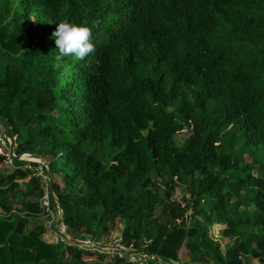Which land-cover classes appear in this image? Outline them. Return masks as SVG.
Returning a JSON list of instances; mask_svg holds the SVG:
<instances>
[{
    "label": "trees",
    "instance_id": "16d2710c",
    "mask_svg": "<svg viewBox=\"0 0 264 264\" xmlns=\"http://www.w3.org/2000/svg\"><path fill=\"white\" fill-rule=\"evenodd\" d=\"M59 22L90 27L94 52L58 60ZM0 116L63 180L67 234L108 247L123 226L126 250L47 243L38 165L15 161L0 264H264V0H0Z\"/></svg>",
    "mask_w": 264,
    "mask_h": 264
},
{
    "label": "rangeland",
    "instance_id": "374dc122",
    "mask_svg": "<svg viewBox=\"0 0 264 264\" xmlns=\"http://www.w3.org/2000/svg\"><path fill=\"white\" fill-rule=\"evenodd\" d=\"M192 134V131L190 130H185L184 132L180 133L178 136H177V142L178 144H181L183 142H185L186 140L189 139V137L191 136ZM0 147H1V150H0V153L2 154H5L9 157V161L7 163H5L3 166L0 167V172H7L8 171H11V172H14L16 170V164H15V161H20V162H24L26 163L27 165H25L26 169H27V166L29 165V161L26 160L28 158H24L22 156H18L16 154V151H17V144H16V139H9L8 137H6L5 135V129L2 125H0ZM27 155V154H25ZM30 155V154H28ZM7 173H5V175H7ZM56 177L55 176V182L59 183V179L61 181V183L63 184L64 186V182L63 180L58 177L57 180H56ZM45 187V185H44ZM187 196L186 194V186H183V185H180L177 190H176V193L174 194V197H173V200L174 201H183V199ZM1 209H0V214H1ZM158 217H162V218H166L167 217V211L164 210V209H159L158 213H157ZM46 218V217H45ZM47 221H48V227L50 230H54L51 228V225H53V221L50 220V218H46ZM66 224H61L60 226H58L57 229V232L56 230H54L56 233H55V237L58 239V241H62L61 240V235H59L58 231H60L61 233H65V227ZM67 227V226H66ZM123 226H121V228L119 230H116L114 232H111L109 237H108V241L105 240L106 244L108 247H105V246H102V245H99L97 244L95 241L87 238L85 240H79L81 242L85 243L86 242H93L95 243L96 245L100 246V247H104L106 250H109L111 253H110V256L111 257H115L113 256L114 252L116 251H122L123 249V246L121 245V242H122V234H123ZM30 229H33V227H31ZM226 229L225 226H215V227H210L209 230H210V237L212 239H215L216 241L217 240H222V234H223V231ZM256 232H258V230H256ZM66 236H69L68 234ZM71 237V236H69ZM69 241V240H68ZM70 244H73L69 241ZM83 245V246H84ZM186 260V259H185ZM183 260L184 262H181V263H174V264H201V263H192V262H189V260ZM212 264H215V263H212ZM253 264H257L256 262H253Z\"/></svg>",
    "mask_w": 264,
    "mask_h": 264
},
{
    "label": "built area",
    "instance_id": "2783aa9c",
    "mask_svg": "<svg viewBox=\"0 0 264 264\" xmlns=\"http://www.w3.org/2000/svg\"><path fill=\"white\" fill-rule=\"evenodd\" d=\"M31 156V155H29ZM32 157V156H31ZM29 165L27 166V169L32 170V164H37L38 167L36 168V176L40 177L43 181H44V185H45V189H46V193L43 196V198L41 199L40 203L44 209L43 212H45V217L46 218H50V220L53 221V225H51V228L56 230L58 226H60L61 224H65L64 223V217H63V210L60 206V204L58 203V198L56 197L55 193L50 190V179H49V171H50V163H48L47 161L43 160V159H29ZM52 191V192H51ZM52 198L55 199L57 206L55 208H53L52 206ZM56 227V228H55ZM65 227V233H61L60 231H58L59 235H61V240L62 242H65L67 244H70L68 239L66 238L67 235V227ZM85 250L88 251H99L101 253H107L110 255V251L106 250L104 247H100L98 245H96L95 243L89 241L86 242L84 246H82ZM123 249H125L123 247ZM126 250H122V251H116L114 252L113 256H120V257H124L123 252H125ZM129 259L131 261L132 264H149V263H158V264H164L163 262H161L156 256H151L149 254H136V253H132L129 256Z\"/></svg>",
    "mask_w": 264,
    "mask_h": 264
},
{
    "label": "clouds",
    "instance_id": "9594fccd",
    "mask_svg": "<svg viewBox=\"0 0 264 264\" xmlns=\"http://www.w3.org/2000/svg\"><path fill=\"white\" fill-rule=\"evenodd\" d=\"M53 37L58 49V60L69 56L77 60H83L94 52L92 30L88 26L59 22Z\"/></svg>",
    "mask_w": 264,
    "mask_h": 264
},
{
    "label": "crops",
    "instance_id": "0c3cea01",
    "mask_svg": "<svg viewBox=\"0 0 264 264\" xmlns=\"http://www.w3.org/2000/svg\"><path fill=\"white\" fill-rule=\"evenodd\" d=\"M2 174H5V173H7V172H5V171H3V172H1ZM11 173H13V172H11V171H8V173H7V175L8 174H11ZM57 178L58 177H56V180H57ZM59 183V185L61 186V187H63V184L61 183V181H60V179H59V181H58ZM35 226H37V225H41V226H43L44 228H45V233H44V235H43V239L47 242V243H50V244H56V243H58L59 241H58V239L55 237V231L54 230H50L49 229V227H48V221H47V219L45 218V216H41L38 220H36L35 221V224H34ZM34 225H32L31 227H35Z\"/></svg>",
    "mask_w": 264,
    "mask_h": 264
},
{
    "label": "water",
    "instance_id": "95a60500",
    "mask_svg": "<svg viewBox=\"0 0 264 264\" xmlns=\"http://www.w3.org/2000/svg\"><path fill=\"white\" fill-rule=\"evenodd\" d=\"M0 125H2V126L4 127L6 137H8L9 139H12V138H11V135H10V132H11L10 124H9V122H8L6 119H4V118L1 117V116H0ZM31 156H32L33 158H35V159H42V158H38V157L33 156V155H31ZM49 179H50V188L53 190V183H54V181H53V178H52V173H51V171H49ZM66 238H67L71 243H73V244H75V245H79V246H83V245H84L83 242H81V241H79V240H76V239H73V238H71V237H69V236H66ZM122 250H125V249H122Z\"/></svg>",
    "mask_w": 264,
    "mask_h": 264
},
{
    "label": "bare ground",
    "instance_id": "6f19581e",
    "mask_svg": "<svg viewBox=\"0 0 264 264\" xmlns=\"http://www.w3.org/2000/svg\"><path fill=\"white\" fill-rule=\"evenodd\" d=\"M25 159L26 158H28V159H26V160H29V159H35V158H33V157H24Z\"/></svg>",
    "mask_w": 264,
    "mask_h": 264
}]
</instances>
